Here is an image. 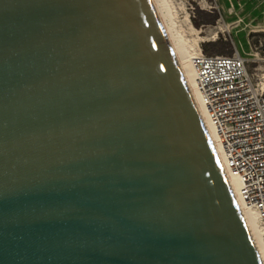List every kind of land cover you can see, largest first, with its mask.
Listing matches in <instances>:
<instances>
[{
  "label": "water",
  "instance_id": "1",
  "mask_svg": "<svg viewBox=\"0 0 264 264\" xmlns=\"http://www.w3.org/2000/svg\"><path fill=\"white\" fill-rule=\"evenodd\" d=\"M0 264H263L152 0H0Z\"/></svg>",
  "mask_w": 264,
  "mask_h": 264
},
{
  "label": "built area",
  "instance_id": "2",
  "mask_svg": "<svg viewBox=\"0 0 264 264\" xmlns=\"http://www.w3.org/2000/svg\"><path fill=\"white\" fill-rule=\"evenodd\" d=\"M206 39L191 53L198 96L219 135L223 164L238 178V195L256 211L264 236V71L250 72L237 48L204 51Z\"/></svg>",
  "mask_w": 264,
  "mask_h": 264
},
{
  "label": "rangeland",
  "instance_id": "3",
  "mask_svg": "<svg viewBox=\"0 0 264 264\" xmlns=\"http://www.w3.org/2000/svg\"><path fill=\"white\" fill-rule=\"evenodd\" d=\"M211 2L158 0L165 23L175 36L189 43L191 51L200 38L208 37L210 52L231 53L237 48L246 58L248 70L254 75L261 74L264 71V0H217V7H209L207 4ZM212 18L213 21H206Z\"/></svg>",
  "mask_w": 264,
  "mask_h": 264
},
{
  "label": "bare ground",
  "instance_id": "4",
  "mask_svg": "<svg viewBox=\"0 0 264 264\" xmlns=\"http://www.w3.org/2000/svg\"><path fill=\"white\" fill-rule=\"evenodd\" d=\"M161 1V0H160ZM154 7L157 11V14L161 20V23L164 27V30L166 32V35L169 39V42L171 44V47L175 53L176 59L179 63V66L182 70V73L184 75V78L187 82V85L189 87V90L192 94V97L196 103L197 109L200 113V116L204 122L205 128L210 136V139L213 143V146L216 150V153L219 157V160L221 162V165L223 167L225 176L228 180V183L230 185V188L234 194V197L237 201V204L242 212V215L247 223V226L250 230V233L252 235V238L255 242V245L257 247V250L261 256L262 262L264 264V241H263V233L260 230V226L258 223V216L255 210H253L249 205L238 195V187H239V180L232 172L228 170V168L223 164V149L221 145V141L219 138V135L216 131V128L210 119L207 109L202 102V100L198 96V91L196 88V80H195V71L193 64L191 62V53L190 45L188 42L183 40L182 38L175 36L173 32H171V28L168 26V24L165 23L164 18L162 16V11L159 6L158 0H152ZM166 3V2H165ZM163 7V6H162ZM166 17V16H164ZM174 30V29H173ZM178 35V34H177Z\"/></svg>",
  "mask_w": 264,
  "mask_h": 264
},
{
  "label": "trees",
  "instance_id": "5",
  "mask_svg": "<svg viewBox=\"0 0 264 264\" xmlns=\"http://www.w3.org/2000/svg\"><path fill=\"white\" fill-rule=\"evenodd\" d=\"M213 20H214L213 18L212 19H206V21H208V22H211ZM210 45H211L210 42H206V41L202 42L203 50L206 51V52H210L211 51ZM220 51H221V53H223L222 50H220Z\"/></svg>",
  "mask_w": 264,
  "mask_h": 264
}]
</instances>
